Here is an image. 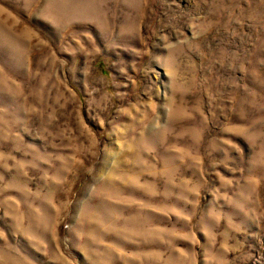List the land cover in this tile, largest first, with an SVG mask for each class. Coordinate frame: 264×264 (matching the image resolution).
I'll use <instances>...</instances> for the list:
<instances>
[{
	"label": "rangeland",
	"instance_id": "rangeland-1",
	"mask_svg": "<svg viewBox=\"0 0 264 264\" xmlns=\"http://www.w3.org/2000/svg\"><path fill=\"white\" fill-rule=\"evenodd\" d=\"M0 264H264V0H0Z\"/></svg>",
	"mask_w": 264,
	"mask_h": 264
}]
</instances>
